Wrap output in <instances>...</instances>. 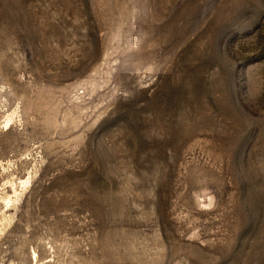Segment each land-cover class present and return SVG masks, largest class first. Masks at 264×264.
Returning <instances> with one entry per match:
<instances>
[{
	"label": "rangeland",
	"instance_id": "374dc122",
	"mask_svg": "<svg viewBox=\"0 0 264 264\" xmlns=\"http://www.w3.org/2000/svg\"><path fill=\"white\" fill-rule=\"evenodd\" d=\"M0 264H264V0H0Z\"/></svg>",
	"mask_w": 264,
	"mask_h": 264
}]
</instances>
